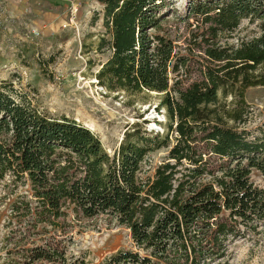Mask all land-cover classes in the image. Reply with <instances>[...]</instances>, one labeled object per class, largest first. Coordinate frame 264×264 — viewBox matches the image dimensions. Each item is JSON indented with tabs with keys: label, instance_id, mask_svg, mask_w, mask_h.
<instances>
[{
	"label": "trees",
	"instance_id": "1",
	"mask_svg": "<svg viewBox=\"0 0 264 264\" xmlns=\"http://www.w3.org/2000/svg\"><path fill=\"white\" fill-rule=\"evenodd\" d=\"M97 1L104 28L97 51L110 53L97 83L107 91L158 94L163 135L134 124L110 155L89 129L39 111L0 83V187L10 195L29 188L28 197L11 202L10 214L53 227L66 204L85 218L112 217L145 255L119 251L104 264L221 260L242 226L264 223V189L251 179L254 171L264 177V136L249 139L241 129L245 90L264 87V0H186L182 14L176 0ZM172 15L192 17L200 30L187 48L201 52L188 85L181 70L188 74L190 58L159 34ZM243 21L254 25V35L230 43ZM161 148L168 149L165 159L143 177L146 157ZM27 252L29 264H84L68 263L56 246Z\"/></svg>",
	"mask_w": 264,
	"mask_h": 264
},
{
	"label": "rangeland",
	"instance_id": "2",
	"mask_svg": "<svg viewBox=\"0 0 264 264\" xmlns=\"http://www.w3.org/2000/svg\"><path fill=\"white\" fill-rule=\"evenodd\" d=\"M176 3L179 13H184L186 0ZM101 13L97 0H0V83L9 85L12 96L21 95L39 111L53 118L65 116L89 129L112 155L126 129L134 124L163 135L165 117L156 110L158 94L107 91L97 83L96 74L110 55L97 51L104 33ZM166 19L159 34L190 58L188 74L181 70L183 84L188 85L197 78L201 52L194 49L189 54L187 48L191 33L200 30L195 29L192 17L188 21L175 15ZM254 28L243 21L229 42L251 38ZM244 101L248 116L241 129L249 139L264 136V87L246 89ZM167 152L165 148L150 152L142 176H151ZM251 179L264 189L261 174L254 171ZM5 182H10L9 177ZM21 196H29L27 185L18 186L13 195L0 187V264H29L24 258L29 255L27 249L46 246L64 250L68 263L104 264L119 251L145 255L129 230L105 214L85 218L66 204L65 216L54 227L34 224L21 211L10 214L9 205ZM240 231L239 237L229 241L226 256L212 264H264V223L255 230L242 226Z\"/></svg>",
	"mask_w": 264,
	"mask_h": 264
}]
</instances>
